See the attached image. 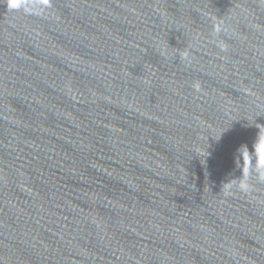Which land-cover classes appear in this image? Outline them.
I'll return each mask as SVG.
<instances>
[{
    "label": "water",
    "instance_id": "obj_1",
    "mask_svg": "<svg viewBox=\"0 0 264 264\" xmlns=\"http://www.w3.org/2000/svg\"><path fill=\"white\" fill-rule=\"evenodd\" d=\"M0 264H264V0H0Z\"/></svg>",
    "mask_w": 264,
    "mask_h": 264
}]
</instances>
